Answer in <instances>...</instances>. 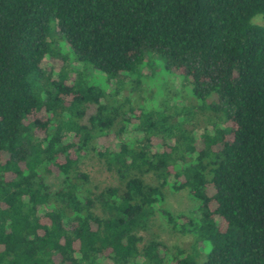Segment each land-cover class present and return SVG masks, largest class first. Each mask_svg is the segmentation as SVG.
I'll return each mask as SVG.
<instances>
[{
    "label": "trees",
    "instance_id": "1",
    "mask_svg": "<svg viewBox=\"0 0 264 264\" xmlns=\"http://www.w3.org/2000/svg\"><path fill=\"white\" fill-rule=\"evenodd\" d=\"M257 15L264 0H0V264H264ZM53 28L109 79L54 73ZM145 56L184 78L185 105L143 103ZM167 187L194 207L169 213ZM158 216L188 241L142 245Z\"/></svg>",
    "mask_w": 264,
    "mask_h": 264
},
{
    "label": "rangeland",
    "instance_id": "2",
    "mask_svg": "<svg viewBox=\"0 0 264 264\" xmlns=\"http://www.w3.org/2000/svg\"><path fill=\"white\" fill-rule=\"evenodd\" d=\"M252 23L264 27V18L257 15L252 19ZM50 39L54 42L58 57L53 60L48 59L46 64L51 66L54 73H58L63 68L67 72L68 79L75 78V75H80L82 79L95 76V78L103 82L106 81L104 79H109L108 76L95 71L92 72L89 66L77 62L73 58V52L65 40L59 36L55 28L52 30ZM138 73L142 83V98L145 105L161 111L163 108L172 105L182 106L186 104L185 99H183L186 81L182 76L167 73L161 69L157 62H154V59L146 56L143 64L138 67ZM130 79V76L123 77V82H129ZM94 81L102 88H105L106 83L103 84L102 81L96 79ZM79 168L89 175L94 185L100 188L116 184L115 177L105 169L93 154L82 156ZM50 182L54 186L57 185V180L50 179ZM193 207L194 203L188 198L185 191L173 192L168 187L165 189L163 208L169 213L177 215L185 213ZM141 235L142 245L155 240L171 250L188 241L187 237L180 236L174 232L161 216H158L155 223L147 231L142 232Z\"/></svg>",
    "mask_w": 264,
    "mask_h": 264
}]
</instances>
